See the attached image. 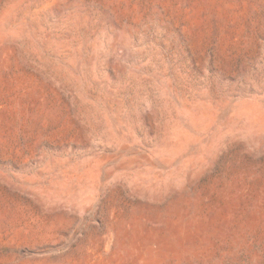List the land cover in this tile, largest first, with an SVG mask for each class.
<instances>
[{"label":"rangeland","instance_id":"obj_1","mask_svg":"<svg viewBox=\"0 0 264 264\" xmlns=\"http://www.w3.org/2000/svg\"><path fill=\"white\" fill-rule=\"evenodd\" d=\"M0 264H264V0H0Z\"/></svg>","mask_w":264,"mask_h":264}]
</instances>
